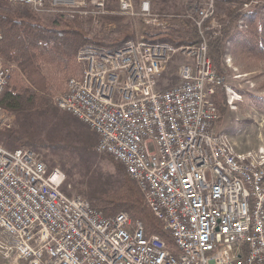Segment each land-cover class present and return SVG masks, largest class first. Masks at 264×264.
Returning <instances> with one entry per match:
<instances>
[{
  "label": "built area",
  "instance_id": "built-area-1",
  "mask_svg": "<svg viewBox=\"0 0 264 264\" xmlns=\"http://www.w3.org/2000/svg\"><path fill=\"white\" fill-rule=\"evenodd\" d=\"M8 1L38 12H106V0ZM118 2L122 12L167 24L149 0L139 11L133 0ZM187 2L184 16L197 27V42L141 36L118 47L86 43L76 55L81 74L56 98L98 134V152L125 166L172 243L146 234L143 221L126 211L105 215L62 190L65 172L33 148L0 141V249L9 264H264V146L241 151L216 129V91L225 88L231 108L236 98L209 53L222 23L216 0ZM176 53L189 62L178 83L160 87ZM11 73L0 55V99ZM3 113L0 101V128L10 127Z\"/></svg>",
  "mask_w": 264,
  "mask_h": 264
},
{
  "label": "rangeland",
  "instance_id": "rangeland-1",
  "mask_svg": "<svg viewBox=\"0 0 264 264\" xmlns=\"http://www.w3.org/2000/svg\"><path fill=\"white\" fill-rule=\"evenodd\" d=\"M118 1L106 0V12L90 13L87 16L75 13L73 16L77 14L91 38L109 40L118 37L123 30H128L134 34L132 38L164 31L177 38L191 40L195 28L198 33L196 41L177 45L199 40L197 27L184 16L188 9V0H149L153 12L167 21L164 25L147 23L141 14L122 12ZM142 1L133 0L135 11H139ZM258 2L264 3V0H216V18L222 23V34L231 9L239 6L242 11L252 9ZM8 4L14 8L24 6L10 2ZM55 12L57 11L44 10L40 14L43 19L50 21ZM236 27L238 32L247 27L245 16L238 19ZM215 38L217 37H210V42ZM232 44L233 39L230 37L225 42L222 55L223 71L217 69L225 76V83L236 92V98H233L235 108L230 107L227 91L221 87L219 96L223 94L227 104L223 111L220 110L215 126L218 131L229 134L239 150H257L264 146V61L236 59L231 52ZM227 55L231 56L230 62L226 60ZM186 62H189L187 57L174 54L160 77L159 86L169 87L178 83L180 68ZM7 64L12 65V73L15 70L20 71L16 63ZM68 80L63 82L61 87L53 85L54 89L49 95L52 107L47 110H3V116L11 126L4 125L0 128V141L4 142L8 149L18 146L31 147L50 168L60 167L66 174L62 190L71 194L90 191L103 193L118 184L122 175V164L112 155L96 150L98 134L89 125L58 107L56 98L66 89ZM11 261L12 259L6 258L0 249V264H9Z\"/></svg>",
  "mask_w": 264,
  "mask_h": 264
},
{
  "label": "trees",
  "instance_id": "trees-1",
  "mask_svg": "<svg viewBox=\"0 0 264 264\" xmlns=\"http://www.w3.org/2000/svg\"><path fill=\"white\" fill-rule=\"evenodd\" d=\"M8 3V0H0V29L3 34L0 39V55L5 63H16L20 71L12 73L2 92L0 101L4 111L47 110L52 107L49 95L54 89L53 85L61 87L70 77L81 74V65L77 63L76 55L83 44L118 47L134 37L130 31L123 30L118 37L109 40L91 38L77 14L73 16L70 12L57 11L48 21L29 6L14 8ZM253 6L256 7L243 11L241 6L231 9L223 34L210 42L209 53L220 72L223 71L225 42L230 37L233 39V57L264 61V3L258 2ZM241 16L246 17L247 27L238 32L236 24ZM146 38L179 44L196 41L198 33L193 28L191 40L177 38L164 31L147 35ZM219 90L221 88L216 91L215 101L220 112L226 108L227 99L223 94L219 96ZM121 172L119 182L113 188L103 193L90 191L81 195L105 215L128 212L134 220L143 221L146 234L157 232L172 243L170 233L147 205L143 192L128 175L123 164Z\"/></svg>",
  "mask_w": 264,
  "mask_h": 264
},
{
  "label": "crops",
  "instance_id": "crops-1",
  "mask_svg": "<svg viewBox=\"0 0 264 264\" xmlns=\"http://www.w3.org/2000/svg\"><path fill=\"white\" fill-rule=\"evenodd\" d=\"M150 3H151V1H150ZM151 9H152V12H153V8H152V3H151ZM154 13V12H153ZM142 36V35H141ZM144 36V35H143Z\"/></svg>",
  "mask_w": 264,
  "mask_h": 264
}]
</instances>
